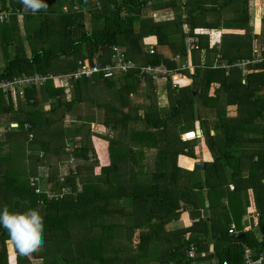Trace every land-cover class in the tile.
<instances>
[{
    "label": "trees",
    "instance_id": "16d2710c",
    "mask_svg": "<svg viewBox=\"0 0 264 264\" xmlns=\"http://www.w3.org/2000/svg\"><path fill=\"white\" fill-rule=\"evenodd\" d=\"M1 2L8 19L0 23V45L13 43L14 55L5 53L0 82L69 74L79 61L103 66L111 63L112 46L136 68L113 79L70 81V97L52 81L26 88L23 98L0 90V209L35 208L44 219L43 248L31 258L19 257L14 246L8 256L11 240L0 226V264H241L246 248L260 250L264 34L253 54L248 0H43L47 9L38 12H23L21 0ZM225 8L234 10L229 24L220 21ZM166 11L172 20L152 16ZM18 15L33 43L30 56ZM198 28L222 29L220 67L199 66L201 50L216 54L199 36L200 50L189 52L194 72L181 71L188 85L139 77L145 65L180 69L187 37ZM240 59H253L245 73L225 68ZM92 124L114 137H95ZM247 139L257 149L243 147ZM196 162L204 163L202 172L193 169ZM246 215L250 229L242 231ZM182 218L190 224L170 228ZM231 224L237 236L228 234ZM190 245L195 259L186 256Z\"/></svg>",
    "mask_w": 264,
    "mask_h": 264
},
{
    "label": "built area",
    "instance_id": "2783aa9c",
    "mask_svg": "<svg viewBox=\"0 0 264 264\" xmlns=\"http://www.w3.org/2000/svg\"><path fill=\"white\" fill-rule=\"evenodd\" d=\"M7 16L8 15L6 12L0 11V23H4L8 19ZM198 43H199V37L197 34H192L191 36L187 37L186 46H187V52H188V56H187L188 59H189V54H190L189 52L200 50ZM217 44L213 45V48H215V50L218 52L216 53L214 57L215 59V64L213 65L214 69L220 67V65L218 64V61L221 59V56L219 55V47L216 46ZM111 51H112V60H111V63L109 64L100 66L96 60L93 61V63L91 64L88 62L79 61L77 63L76 70L69 74L53 76L51 74L42 75V74L36 73L30 77L24 76L20 78H15L11 81H1L0 90L3 92H12L14 95L17 94L18 97L23 98L24 90L26 88H29L31 86L39 87L49 81H52L55 87H59V88L68 87L69 88L70 81H78L83 78L89 79L96 75L101 76L103 79H113L119 73L136 68L135 63L126 57V54L123 49H121L118 46H112ZM149 53L153 54L154 49L150 48ZM177 59H179V56L175 57V60ZM188 59L181 66L180 69L173 70V71L168 70L163 65L140 66L138 68L139 77L142 79L146 77H150L155 80H166V78L169 77L171 79V83L173 87L175 86L181 87L182 86L181 82L185 80V76L182 74L181 71L187 70L191 74L194 72V66L190 63V61H188ZM254 62L258 63L260 62V59H256ZM252 63H253V60L250 61L248 59H240L239 61H235L230 66H225V68L238 67V68H241V70H243V72L245 73L244 71L245 67ZM10 126L15 128L17 124H11ZM184 140L185 139H183V141ZM229 188L230 190H233V186H229ZM228 234L232 236H237L238 233L234 225H230L228 229ZM258 251L256 249L246 248L242 254L241 264H263L264 263V241L262 242L260 250ZM186 256L190 259H195L197 257L196 247L194 245H190V247L188 248L186 252ZM214 264H229V263L227 262V260H223L222 262L218 260V261H215Z\"/></svg>",
    "mask_w": 264,
    "mask_h": 264
},
{
    "label": "clouds",
    "instance_id": "9594fccd",
    "mask_svg": "<svg viewBox=\"0 0 264 264\" xmlns=\"http://www.w3.org/2000/svg\"><path fill=\"white\" fill-rule=\"evenodd\" d=\"M25 9L33 12L46 10L43 0H21ZM0 226L9 234L19 257L31 258L44 244V219L35 208L25 212L10 211L7 205L0 209Z\"/></svg>",
    "mask_w": 264,
    "mask_h": 264
},
{
    "label": "crops",
    "instance_id": "0c3cea01",
    "mask_svg": "<svg viewBox=\"0 0 264 264\" xmlns=\"http://www.w3.org/2000/svg\"><path fill=\"white\" fill-rule=\"evenodd\" d=\"M248 1H249V5H250V11H248V13H247L248 16H249L248 23L250 25L251 22H252V28H251V37H252V40H253L252 41V49H253V54H255V53H257V50L259 49V47L263 44V41H262L263 36L262 35L264 34V24H263V20H264V0H248ZM1 5H2V2L0 0V7H1ZM249 5H248V7H249ZM21 6H22L21 10L23 12H28V11L31 12L30 9L26 10L25 6L23 4H21ZM247 10H248V8H247ZM152 16L153 17H155V16L161 17L160 21H169V20L173 19V14L170 11L158 12V13L152 14ZM256 18L259 19V30H258L259 32H257L255 30ZM155 19H158V18H155ZM18 21H19V23L22 21V16L21 15H18ZM183 29H184V32L188 31L187 27H184ZM233 30H235V29H230L227 34H232ZM261 33H262V35H261ZM193 34H197L198 37L199 36H207L209 48L215 50V48H213V45L218 43L216 46L219 47V52L221 51V41H222V35H223L221 28H219V29H201V28H198V29H194ZM215 52L218 53L216 50H215ZM199 54H200L199 55V66L200 67H204L206 62H211V67L213 69V65L215 64L214 57H215L216 54L214 56H211V57H206V53H205L204 50H202ZM219 55L222 57V55L220 53H219ZM4 56H5V52L1 48L0 49V59H1L0 63H2V64L0 65V68H2L4 66V61H5ZM190 59H191V56H189L188 61H190ZM252 60L253 59H250V61H252ZM186 82L189 83V80H188V78L185 77V80H184L183 83H186ZM65 90H66V94H69V88L67 87V88H65ZM67 97H69V96H67ZM33 102H34V100H33ZM44 109L48 110L49 109V105L45 104L44 105ZM93 125L97 126L98 128H102L103 130H106V128H104L102 125L92 124V126ZM0 132H2V130H0ZM247 218L248 217L245 216L242 219V231H248L250 229V224H249V221L247 220ZM174 224H181V227H182L185 224H187V225L190 224V221L186 220L185 218H182V220H180V221H178V222H176ZM231 225H233V224H231ZM236 231L238 233L237 229H236ZM209 253H211V254L213 253L212 246H210ZM215 261H218V260H215Z\"/></svg>",
    "mask_w": 264,
    "mask_h": 264
},
{
    "label": "rangeland",
    "instance_id": "374dc122",
    "mask_svg": "<svg viewBox=\"0 0 264 264\" xmlns=\"http://www.w3.org/2000/svg\"><path fill=\"white\" fill-rule=\"evenodd\" d=\"M258 3V2H257ZM248 5H249V1H248V3H247V6H246V9L248 8V11H250V5H249V7H248ZM240 11L242 12V9H240ZM222 17L220 18V21H226L228 24L229 23H231L232 22V20H231V18L233 17V15H234V10L233 9H231V8H225V9H223V11H222ZM173 17H174V15H173ZM155 18H158L157 20L158 21H160V18L161 17H157V16H155ZM154 18V19H155ZM230 18V19H229ZM258 21L256 20V23H257ZM21 23H22V21H21ZM21 23H20V25H19V38L20 39H22L21 41H22V43H23V47L25 48V50H26V55L27 56H30V52H29V45H33V43L32 42H29L28 40H27V37H26V35H25V33H24V29H23V26L21 25ZM258 24V23H257ZM250 26V28H252V22H251V24L249 25ZM5 29V26L3 25V24H0V31H2V30H4ZM259 32V31H258ZM244 34V33H243ZM246 36V35H245ZM233 40H235V41H238V40H236V38H234ZM34 43H37L38 41H33ZM240 43L245 47V48H247V39H240ZM0 47H1V45H0ZM48 46H45V48H47ZM1 48H3V47H1ZM0 48V49H1ZM13 48H14V45H13V43H10V46H6L5 48H3V50H4V52L6 53V56L8 57H11L12 55H14V50H13ZM50 48V47H49ZM48 48V49H49ZM53 49V48H52ZM0 61H1V59H0ZM2 63H0V65H1ZM52 71H55V72H60L61 70H59V68L57 67V65H55V66H53L52 67ZM190 73V72H189ZM191 74V73H190ZM163 80H157V82H156V84L158 85V86H161L162 84H163ZM184 82V81H183ZM183 82H181L182 83V86H184V84H185V86L186 85H188L189 83H183ZM181 86V87H182ZM70 95V92H69V94H67V96H69ZM70 97V96H69ZM134 101H137L136 99H134ZM163 105V104H162ZM68 122V119L66 120V123ZM13 124H16V123H13ZM90 129H91V131H92V134H94L95 135V137H100V136H102V137H108V138H113L114 137V134H113V132H111L109 129H107L106 128V130H103L102 128H98L97 126H95V125H91V127H90ZM0 130H2V132H3V130H4V128H0ZM186 134H188V133H186ZM191 134H193V138H194V133L192 132ZM183 135H185V134H183ZM195 135H196V131H195ZM255 136H256V139H255V141H253V142H257V143H261L262 142V140H261V138L259 137V136H257L256 134H254ZM197 136V135H196ZM198 137V136H197ZM182 138V140H183V137H181ZM192 138V139H193ZM261 141V142H260ZM244 142H250V143H245V144H242L243 145V147H245V148H248V149H251V148H256V146H251V141L249 140V139H247V140H245ZM258 147L260 146V145H257ZM257 149V148H256ZM255 158H257V157H255ZM72 166V165H71ZM73 167V166H72ZM230 189V188H229ZM247 216V215H246ZM245 217V216H244ZM243 217V218H244ZM248 218H247V220L249 221V224H250V220H249V216H247ZM234 225V224H233ZM179 227H181V224H172L171 226H170V228H173V229H175V228H177V229H179ZM234 227H235V225H234ZM7 244H8V256H14V249L12 248L13 247V245H12V243L11 242H7ZM214 260H212V262H213ZM211 262V263H212ZM205 264H207V263H205Z\"/></svg>",
    "mask_w": 264,
    "mask_h": 264
},
{
    "label": "water",
    "instance_id": "95a60500",
    "mask_svg": "<svg viewBox=\"0 0 264 264\" xmlns=\"http://www.w3.org/2000/svg\"><path fill=\"white\" fill-rule=\"evenodd\" d=\"M26 103L27 104H32L33 103V99H27L26 100ZM196 135L197 136H201V131L199 129L196 130ZM70 145H72V143H70ZM193 169L195 171H199V172H202L204 170V163L203 162H196L194 163L193 165Z\"/></svg>",
    "mask_w": 264,
    "mask_h": 264
}]
</instances>
